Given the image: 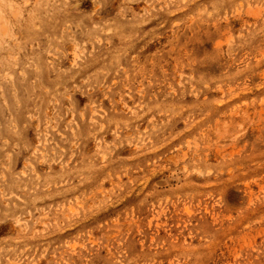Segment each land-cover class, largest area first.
<instances>
[{
	"label": "rangeland",
	"instance_id": "obj_1",
	"mask_svg": "<svg viewBox=\"0 0 264 264\" xmlns=\"http://www.w3.org/2000/svg\"><path fill=\"white\" fill-rule=\"evenodd\" d=\"M0 264H264V0H0Z\"/></svg>",
	"mask_w": 264,
	"mask_h": 264
}]
</instances>
